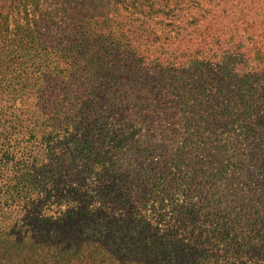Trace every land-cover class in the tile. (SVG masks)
Listing matches in <instances>:
<instances>
[{"label":"rangeland","instance_id":"rangeland-1","mask_svg":"<svg viewBox=\"0 0 264 264\" xmlns=\"http://www.w3.org/2000/svg\"><path fill=\"white\" fill-rule=\"evenodd\" d=\"M94 236L264 264V0H0V264Z\"/></svg>","mask_w":264,"mask_h":264},{"label":"trees","instance_id":"trees-1","mask_svg":"<svg viewBox=\"0 0 264 264\" xmlns=\"http://www.w3.org/2000/svg\"><path fill=\"white\" fill-rule=\"evenodd\" d=\"M124 239V236L118 237H110L109 240H115V239ZM93 246L88 250V252L82 254L80 264H93V261L95 264H129L130 261L136 263L137 261H144L143 257H145L147 254H155V252L152 251L151 248H142L140 245L136 246L137 237L129 236L126 237L125 240H127V246H124V249L121 248L120 254L122 255L121 258L116 257L113 252L109 251V248H107V242H101L102 237L100 236H94L93 237ZM76 242V241H74ZM72 242V243H74ZM84 251V250H83ZM116 254V252H115ZM127 255V259L125 260V257ZM171 255V254H170ZM174 260L176 262L181 263V256H173ZM197 261V260H196ZM196 263V262H194ZM20 264H33L32 262H20ZM43 264H49L48 262H44ZM141 264H147V262H141Z\"/></svg>","mask_w":264,"mask_h":264}]
</instances>
